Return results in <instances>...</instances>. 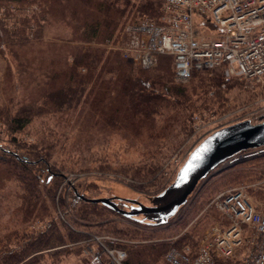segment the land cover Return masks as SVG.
<instances>
[{"label":"trees","instance_id":"obj_1","mask_svg":"<svg viewBox=\"0 0 264 264\" xmlns=\"http://www.w3.org/2000/svg\"><path fill=\"white\" fill-rule=\"evenodd\" d=\"M163 4L164 0H0L4 18L11 17L13 10H25V6L37 8L12 26L0 16V52L14 63L20 76L27 72L30 84L37 88L26 108L8 116L7 124L13 132L23 131L35 118L79 110L109 132L139 144L144 161L161 154L164 148L174 150L177 144L167 142L170 134L176 132V124L187 128L189 114L198 106L194 96L200 89L202 94L208 91L204 84L210 81L196 78L194 74L201 72H194L189 80L193 84L179 83L172 57L161 56L155 67L142 69L106 46L118 42L130 17L134 21L141 18H136L138 14L156 16ZM22 81L25 79L18 77L19 86ZM46 133L43 140L50 141L48 151L44 145L38 150L25 149L29 159L39 158L33 162L0 148V206L12 190L17 202L10 225L0 228V264H44L46 254L56 255L58 250L54 249L64 244L56 221L44 231L32 229L36 221L51 217L46 200H53L51 185L59 176L40 155L51 157V140L60 134L49 127ZM43 162L49 173L43 180L45 191L40 190L41 170L27 166ZM74 196L84 204L83 214L98 211L99 207L117 214L88 202L91 198L81 191ZM123 204L118 202L125 209ZM127 220L149 225L135 218ZM122 247L127 252L126 264H163L165 244Z\"/></svg>","mask_w":264,"mask_h":264},{"label":"rangeland","instance_id":"obj_2","mask_svg":"<svg viewBox=\"0 0 264 264\" xmlns=\"http://www.w3.org/2000/svg\"><path fill=\"white\" fill-rule=\"evenodd\" d=\"M36 9L25 6V10H13V18H4L6 13L2 10L0 16L8 26H12ZM159 11L158 15L151 17H158ZM142 16L138 14L136 18ZM106 46L108 48V44ZM21 75L14 63L0 52V148L17 152L24 160L33 162L39 158L29 159L25 156V149L38 150L44 145L48 151L50 141L44 143L43 140L47 137L48 127L60 134L51 140L54 146L50 150L51 157L40 155L59 175L51 185L54 186L53 200H46L51 217L42 222L36 221L32 229L40 231L44 226L47 229L56 221L62 229L59 230L64 236V244L54 249L58 250L56 255L46 254L44 264H87L82 248L68 245L87 240L90 235H108L141 245L165 244L162 262L168 264L165 255L171 248L195 250L213 226L220 224L221 228H227L233 222L211 205L220 192L240 185H258V189H250L248 194L255 204H264V147L243 152L220 164L200 182L187 203L166 225L135 224L101 207L98 211L83 214L84 204L75 200L74 196L81 191L91 199H131L151 205L152 199L175 181L195 148L212 133L244 120L256 122L264 117V85L246 86L238 79L225 82L219 71L195 73L196 78L210 81L204 84L209 90L202 94L200 89L198 96H194L198 106L189 114L187 128L175 125L176 132L170 134L167 142L177 146L168 151L164 148L161 154L148 156L144 161V150L139 144L127 140L125 135L109 132L101 123L91 120L89 114L79 110L66 115L35 118L23 131L13 132L7 124L8 116L27 106L37 91L30 84L29 74L22 72ZM18 77L25 79L20 86ZM192 81L184 84L190 86ZM244 155L248 156L240 159ZM35 164L27 166L41 170L40 190L45 191L47 184L43 180L49 176L47 166L44 162ZM17 171L23 173L18 168ZM11 193L0 206V228L10 225L12 211L17 206L14 191ZM117 202H123L127 209L131 206L124 200ZM137 219L142 221L143 217ZM239 227L242 229V244L233 250L230 257L215 260V264H247L245 255L250 250L247 242L253 231L241 224Z\"/></svg>","mask_w":264,"mask_h":264},{"label":"built area","instance_id":"obj_3","mask_svg":"<svg viewBox=\"0 0 264 264\" xmlns=\"http://www.w3.org/2000/svg\"><path fill=\"white\" fill-rule=\"evenodd\" d=\"M159 12L158 17L128 21L118 42L107 43L109 50L142 69L170 56L180 83L188 82L194 72L218 70L225 82L238 79L246 86L264 85V0H164ZM249 121L261 124L264 117ZM257 187L240 185L217 194L211 205L233 222L227 228L213 226L195 250L171 248L166 262L215 264L230 257L242 244L241 224L253 231L246 263L264 264V204H255L248 194ZM44 230L46 226L40 229ZM89 237L68 245L80 246L88 264H126L122 245L139 244L108 235Z\"/></svg>","mask_w":264,"mask_h":264},{"label":"water","instance_id":"obj_4","mask_svg":"<svg viewBox=\"0 0 264 264\" xmlns=\"http://www.w3.org/2000/svg\"><path fill=\"white\" fill-rule=\"evenodd\" d=\"M261 147H264V123L254 125L249 120L241 121L215 131L195 148L178 172L175 181L153 198L151 205L120 198H97L87 201L101 204L126 218L137 219L142 216V221L149 224L166 225L187 203L200 182L220 164L241 152ZM81 198L84 199L82 196ZM118 200H124L131 206L122 209Z\"/></svg>","mask_w":264,"mask_h":264},{"label":"flooded vegetation","instance_id":"obj_5","mask_svg":"<svg viewBox=\"0 0 264 264\" xmlns=\"http://www.w3.org/2000/svg\"><path fill=\"white\" fill-rule=\"evenodd\" d=\"M125 209H127V208H125Z\"/></svg>","mask_w":264,"mask_h":264}]
</instances>
